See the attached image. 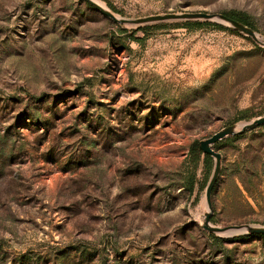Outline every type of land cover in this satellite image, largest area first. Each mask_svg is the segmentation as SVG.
<instances>
[{"label": "rangeland", "instance_id": "rangeland-1", "mask_svg": "<svg viewBox=\"0 0 264 264\" xmlns=\"http://www.w3.org/2000/svg\"><path fill=\"white\" fill-rule=\"evenodd\" d=\"M97 1L241 13L264 38V0ZM183 23L131 38L83 0H0V264H264V238L202 229L213 162L189 153L264 116V48ZM212 148L210 225L264 227V126Z\"/></svg>", "mask_w": 264, "mask_h": 264}, {"label": "water", "instance_id": "water-1", "mask_svg": "<svg viewBox=\"0 0 264 264\" xmlns=\"http://www.w3.org/2000/svg\"><path fill=\"white\" fill-rule=\"evenodd\" d=\"M83 1H85L93 9L97 10L103 16L109 18L111 21L121 26H130L135 29H138L149 25H157L167 22L214 23L223 26L225 28H228L238 34L244 35L245 37L250 38L259 47L264 48L263 37L256 34L252 29L222 14H207V13L165 14V15L148 16L145 18H140L135 20H125L115 17L109 10L103 8L98 3H95L91 0H83ZM261 126H264V116L254 119L248 123L242 124V126L238 129H237V125L228 126L220 130L219 132L215 133L214 135H212L209 139L197 143L198 150L203 155L209 156L213 161L212 173L205 188V204L207 211L204 214V219L201 224L202 229L207 231L209 234L218 235L227 232H232L235 234H242L247 236L249 235L264 236V227H251V226L243 225V226H232L226 228H217L210 225V217L213 209L212 192L220 174L221 160H222L221 155L215 152L212 147L224 139L242 135L246 132L252 131Z\"/></svg>", "mask_w": 264, "mask_h": 264}, {"label": "trees", "instance_id": "trees-1", "mask_svg": "<svg viewBox=\"0 0 264 264\" xmlns=\"http://www.w3.org/2000/svg\"><path fill=\"white\" fill-rule=\"evenodd\" d=\"M234 21H237L238 23L252 29L254 32H255V29L253 28V26L251 25L250 23V19L244 15V14H241V13H234V12H231V13H225V14H222ZM184 25L183 26H190V25H197V26H205V25H211V26H214L218 29H223L222 26L220 25H217V24H211V23H206V22H186V23H183ZM147 28L146 27H143V28H138L136 30H132L130 31V36L131 38H133L134 34L136 32H144ZM126 33L128 31H125ZM246 111H243L242 114H244ZM241 120V119H240ZM217 144L214 145V147H216ZM190 157H191V160H192V163L193 164H199L201 163L203 168H204V171L206 173H209L211 171V168H212V159L207 156V155H203L199 150H198V147H197V143H193L190 147ZM194 182H195V175L193 174L192 177H191V180L189 182V185H190V189L192 191L193 187H194ZM212 238H215L213 237V235H211ZM245 237H262L264 238V236H257V235H249V236H245Z\"/></svg>", "mask_w": 264, "mask_h": 264}, {"label": "bare ground", "instance_id": "bare-ground-1", "mask_svg": "<svg viewBox=\"0 0 264 264\" xmlns=\"http://www.w3.org/2000/svg\"><path fill=\"white\" fill-rule=\"evenodd\" d=\"M91 1H93V2H95V3H98V4L101 5L103 8H105V7H104L101 3H99L97 0H91ZM241 126H242V124L237 125V129L240 128ZM231 234H235V233L227 232V233H224V234H222V235H231Z\"/></svg>", "mask_w": 264, "mask_h": 264}]
</instances>
